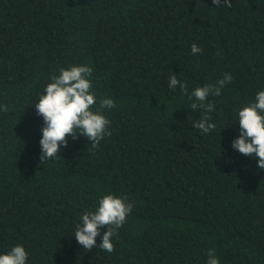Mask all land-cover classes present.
Instances as JSON below:
<instances>
[{
	"label": "trees",
	"instance_id": "1",
	"mask_svg": "<svg viewBox=\"0 0 264 264\" xmlns=\"http://www.w3.org/2000/svg\"><path fill=\"white\" fill-rule=\"evenodd\" d=\"M0 0V252L28 264H264V170L231 148L236 110L264 90V0ZM200 53L193 55L191 45ZM92 68L111 135L93 148L66 136L41 160L34 101L61 67ZM187 92L232 81L208 99L216 128H192ZM111 98L115 108L101 109ZM258 159V158H257ZM133 204L111 253L72 235L102 195ZM105 228L100 229L101 235Z\"/></svg>",
	"mask_w": 264,
	"mask_h": 264
},
{
	"label": "clouds",
	"instance_id": "2",
	"mask_svg": "<svg viewBox=\"0 0 264 264\" xmlns=\"http://www.w3.org/2000/svg\"><path fill=\"white\" fill-rule=\"evenodd\" d=\"M213 5L231 7L229 0H212ZM191 53H200L201 49L192 44ZM92 68L86 64H73L67 68L58 69L57 75H52L50 82L34 101V109L42 117L41 138L39 146L41 160L55 159L62 147L67 145L66 136L70 139L83 136L95 148L105 136L111 135L110 122L101 111H93L95 102L92 90ZM172 73L168 77V88L177 87L187 94L190 101L188 108L192 113L199 111V118H193L192 128L207 135L216 128L207 113L214 111V105L208 98L220 96L226 84L231 83L232 75L224 73L222 79L213 85L198 86L187 92L186 83ZM111 98L100 102L101 109L115 108ZM8 106L0 104V112H6ZM238 123V134L231 141V148L238 153L256 161L257 168L264 170V90L257 91L248 104L238 108L234 116ZM78 131V135L74 132ZM258 158V159H257ZM133 204L127 197L115 196L111 193L98 198L94 210L85 211L79 217L72 235L83 249L91 250L97 247L96 238L100 236L98 248L111 253L112 238L122 227L132 211ZM106 230L101 235L100 229ZM207 264H219V258L214 249L207 252ZM29 253L22 244H16L4 252H0V264H28Z\"/></svg>",
	"mask_w": 264,
	"mask_h": 264
}]
</instances>
